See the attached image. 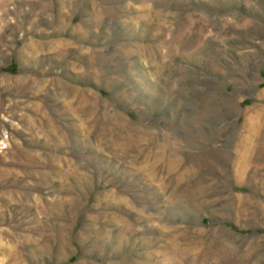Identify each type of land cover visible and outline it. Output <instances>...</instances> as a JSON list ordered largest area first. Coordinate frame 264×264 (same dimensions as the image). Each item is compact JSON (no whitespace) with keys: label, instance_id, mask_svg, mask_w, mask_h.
<instances>
[{"label":"rangeland","instance_id":"374dc122","mask_svg":"<svg viewBox=\"0 0 264 264\" xmlns=\"http://www.w3.org/2000/svg\"><path fill=\"white\" fill-rule=\"evenodd\" d=\"M0 264H264V0H0Z\"/></svg>","mask_w":264,"mask_h":264}]
</instances>
